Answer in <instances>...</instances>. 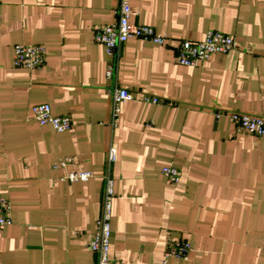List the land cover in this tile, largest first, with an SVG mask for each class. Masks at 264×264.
<instances>
[{
    "label": "crops",
    "instance_id": "1",
    "mask_svg": "<svg viewBox=\"0 0 264 264\" xmlns=\"http://www.w3.org/2000/svg\"><path fill=\"white\" fill-rule=\"evenodd\" d=\"M131 4V21L166 43L131 38L109 55L95 42V28L117 20L120 0H0V197L12 206L11 223L0 225V264H98L88 242L107 174L115 264H264V137L230 118L264 116V0ZM211 29L234 35L238 47L178 64L180 40ZM17 43L45 45V65L16 67ZM118 88L134 98L120 103L113 127ZM38 103L70 116L72 127L40 125ZM167 165L179 181L163 175ZM82 171L92 176L64 178ZM175 239L191 244L188 259L166 257Z\"/></svg>",
    "mask_w": 264,
    "mask_h": 264
},
{
    "label": "built area",
    "instance_id": "2",
    "mask_svg": "<svg viewBox=\"0 0 264 264\" xmlns=\"http://www.w3.org/2000/svg\"><path fill=\"white\" fill-rule=\"evenodd\" d=\"M135 11L131 0H120L117 9V20L112 24L101 25L95 28L94 40L105 46L109 55H113L117 48L131 38L148 39L155 43L164 44L168 37L155 30L147 24H135L131 21ZM238 47V41L234 35L209 30L202 40H194L186 37L180 40L176 61L185 66H196L201 61H206L213 54H224ZM47 59L46 46L40 43H17L14 47V64L19 68L40 69ZM110 74V71H109ZM134 95L127 88H118L113 93L111 111V124L117 126L120 117V103L133 99ZM144 101L159 102L157 97L143 95ZM32 114L40 125L50 124L58 132L69 130L73 122L68 115H56L52 111L50 103H38L32 106ZM230 118L241 132H248L257 137H264V116L231 112ZM116 158V149L111 146L108 152V161L113 162ZM72 159L66 157L54 163L55 168L67 166ZM162 173L167 179L175 183L179 181L180 170L171 165L164 166ZM92 176L90 172H69L64 178L70 182L86 181ZM106 185L101 216L97 221L96 230L89 235L88 247L98 255V264H115L110 258V242L112 237L111 219L113 212V199L115 196L114 180L109 174L105 177ZM11 203L9 199L0 197V225L11 223ZM191 244L187 240L175 239L168 243L166 257L188 259Z\"/></svg>",
    "mask_w": 264,
    "mask_h": 264
}]
</instances>
